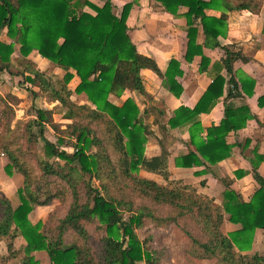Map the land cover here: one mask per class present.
I'll use <instances>...</instances> for the list:
<instances>
[{
  "label": "trees",
  "instance_id": "16d2710c",
  "mask_svg": "<svg viewBox=\"0 0 264 264\" xmlns=\"http://www.w3.org/2000/svg\"><path fill=\"white\" fill-rule=\"evenodd\" d=\"M159 1L173 14H178L181 5L188 6L186 59L201 56L200 70L214 76L194 108L181 106L169 119L172 128L191 123L194 149L177 157L176 163L186 168L216 165L233 154L228 135L254 118L248 104L227 101L253 96L256 80L246 73L237 79L234 64L245 58L242 49L219 40L227 34L228 14L213 17L206 9L218 1L228 11L253 10L256 0ZM131 8V3L126 4L119 16L112 0H105L103 6L90 0H0V33L6 30L12 40L0 39V81L6 72L11 77L25 75L38 87V91L32 90L35 95L57 102V107L65 109L64 117L71 120L62 128L54 119V109L39 107L35 108V118L22 123V137L28 146L37 144L40 136L46 155L53 159H38L41 175L37 176L31 165L9 148L7 133L21 124L17 121L14 127L15 104L21 99L12 92L0 95V143L8 157L5 172L24 177L18 189L19 206L0 193V241L6 242L9 251L0 256V264H9L11 255L15 257L19 236L24 237L26 246L19 250V262L13 264H42L34 255L42 250L48 253L49 264H157L154 240L161 243L160 234L149 232L150 237L143 240L136 231L147 225L146 220L159 230L191 220L199 231L196 235L186 230L191 241L189 253L195 259L215 264H264V252L250 251L257 231L264 236V176L258 171L264 152L254 149L255 160L251 162L259 186L251 199L246 200L228 184L222 204H217L193 185L170 179V153L163 142L160 155L146 156V145L154 135L149 121L153 110L147 107L142 111L131 97L123 104L111 100L112 95L122 96L126 90L152 100L144 83V69L160 75L176 96L184 90L177 79L184 73L179 60L172 59L163 72L154 58L137 50L127 24ZM198 22L205 33L204 46L225 50V57L211 69L210 58L197 43ZM16 44H20L23 64L19 73L13 68ZM34 50L64 68V76L41 70L30 58ZM223 69L230 76L228 80L221 73ZM75 77L79 83L73 90L70 83ZM74 93H85L90 103H77ZM223 96L224 118L220 124L204 127L200 114L210 111ZM258 105L264 107V95L258 98ZM48 126L62 132L57 142L45 136ZM141 170L159 174L167 183L143 176ZM235 174L241 178L244 171ZM53 204L45 221H31L30 214L36 208ZM226 219L238 228L226 231Z\"/></svg>",
  "mask_w": 264,
  "mask_h": 264
},
{
  "label": "crops",
  "instance_id": "0c3cea01",
  "mask_svg": "<svg viewBox=\"0 0 264 264\" xmlns=\"http://www.w3.org/2000/svg\"><path fill=\"white\" fill-rule=\"evenodd\" d=\"M90 1L98 6L105 4V0ZM112 1L115 5L116 14L119 16L122 14L126 4H132L127 24L130 37L140 53L154 58L163 72L168 69L172 59L179 60L181 68L184 71L183 75L177 77L184 89L180 96H176L170 91L164 79L151 69L142 70V75L146 90L153 98L152 100H148L139 92L131 90H126L122 96H111V100L118 104H123L127 98L131 97L135 99L142 111L147 107L153 110L149 121L152 123L154 135L146 145V156L154 157L160 155L162 152L161 142H163V145L167 147L170 153L169 170L171 180H183L185 183L192 184L197 187L199 192L214 198L217 204H222L223 192L228 185H225L223 180L225 181L226 177H228L229 183H232L231 186H234L246 200H250L259 186L254 178L251 162L255 160L254 149L259 147V151L264 152V107L258 105V98L264 95V0H256L253 10L228 11L226 8L223 9L222 4L218 1L215 6L206 9L207 15L213 17H220L223 12L228 14L227 34L220 36L219 40L223 45L236 44L242 49L245 58L238 59L234 64L237 79L246 73L256 80L253 96H246L245 98L242 97L236 100L232 99L227 101V103L235 102L237 105L248 104L254 114V118L248 120L246 127L237 132H231L228 135L227 142L234 145L232 156L216 165L207 163L206 165L194 166L192 168L181 167L176 163L177 157L187 154L190 150L194 149V146L190 142L189 128L191 123L172 128L168 122L179 107L188 106L194 108L211 85L214 76L200 70L201 56L197 55L191 61L186 59L189 41L186 13L189 8L186 5H181L178 8V14H173L159 0ZM224 1L235 2L236 0ZM85 10L94 13L89 7H86ZM196 26L198 27L197 43L203 45L205 55L211 60L209 66V69H211L214 63L221 61L225 57V50L221 47H205L203 27L200 25V22ZM5 40L10 41L8 37ZM30 58L38 63L43 70L51 71L53 69L52 71L59 74L60 72L56 69H60L66 73L64 68L44 58L37 50L31 53ZM221 73L227 80L229 79L230 76L225 69ZM9 75L8 72L3 74L4 80L0 81L2 87L7 86L5 82L7 81L8 83L7 78L10 77ZM73 81L79 83V78L75 77ZM227 93L228 83L225 85V95ZM73 99H79L80 102L77 103L80 104L90 103L85 93H74ZM225 107V96H223L210 111L200 114L202 125L209 127L214 124H220L225 116ZM7 163V158L0 154V187H2L3 193L11 199L13 205L17 207L21 203L20 197L19 201L15 202L9 195L14 189L18 192V189L24 183V177L22 174L16 172L13 175H8L5 172ZM237 170L244 171L243 177L239 178L235 174ZM258 171L264 176V162L260 164ZM141 175L153 178L161 183L162 180L167 183L165 179L156 177L158 175L156 173L141 170ZM229 224L235 230L238 228L236 224ZM19 239L22 240V248H24L26 246L24 237L19 236L16 242ZM7 250L6 242L0 241V254L7 255ZM34 255L42 264H49L51 262L46 251H35Z\"/></svg>",
  "mask_w": 264,
  "mask_h": 264
},
{
  "label": "rangeland",
  "instance_id": "374dc122",
  "mask_svg": "<svg viewBox=\"0 0 264 264\" xmlns=\"http://www.w3.org/2000/svg\"><path fill=\"white\" fill-rule=\"evenodd\" d=\"M7 37L10 39V37L7 35L6 30L2 31L0 33V39L3 41H6ZM6 42H12L6 41ZM35 51V50H34ZM38 67L40 68V65L37 63ZM44 67V66H42ZM13 68L14 71L19 73V71L23 70V64H22V55L20 53V44L15 45V52L13 54ZM41 69V68H40ZM56 69V68H55ZM43 70V69H41ZM53 70V69H52ZM51 70V71H52ZM58 72H60V75H64L65 71H61L60 69H56ZM50 71V70H49ZM54 72V71H52ZM7 78V81L5 84L7 86L2 87L0 85V95H6L8 92H12L15 95L20 97V103L15 104V122L14 127H16V122L20 121L21 124L19 125L18 129L14 132H8L7 138L8 141H11V145H9V148L15 153L16 155H19L20 158L23 160H26L34 170L37 176L41 175V171L39 169L38 159H47V160H53L52 158H48L45 152V146L44 141L39 136L40 140L37 142V144H32L31 146H28V142L25 138L22 137V131L25 127H23L22 123L32 120L36 117V111L35 108L43 107L47 109H54V119L57 123L61 125L62 128H66L68 123H71V120H68L64 117L65 109L61 108L58 105L57 102L50 103L46 100L44 96L41 95H35L32 90H39L38 87L31 84V82L26 80V76L21 74L18 76H12ZM77 81H72L70 83V87L74 89L77 86ZM10 89V90H9ZM76 102H80L79 99L75 100ZM0 109H1V103H0ZM36 128V133H38V128ZM62 135V132L57 129H53L52 127L48 126L45 131V136L50 139L51 141L57 142L59 137ZM68 144H71L72 141L68 140ZM66 149H69L71 151L74 150L72 146H63ZM95 151V148L94 150ZM0 154L4 155L7 160L8 157L5 154V150L2 147L0 143ZM159 179H164L161 175H156ZM165 183V181L162 180V183ZM224 184H232L229 183L230 180L228 177H226L225 181L223 180ZM96 185H98V182L95 181ZM185 183V182H184ZM188 184V183H186ZM192 185V184H191ZM195 187V186H194ZM234 187V186H233ZM197 188V187H196ZM235 188V187H234ZM236 189V188H235ZM0 193H3L2 187H0ZM10 197L14 199L15 202L19 201V193L17 190H12L10 192ZM55 207V204L49 206V207H39L37 210H35L31 214V221L33 223H37L38 221H45L47 218V215L49 211H51ZM125 216L128 217V212H125ZM147 225L137 228L136 231L141 239H145L147 237H150L149 232H154V235L160 234L161 243L154 240V246L157 248V254L155 256V259L159 262L157 264H215L213 260H205L201 261L198 259L193 258L190 253L189 249L191 247V241L187 236V229L192 230L196 235L199 234V231L195 224L191 221H185L182 223H179L177 226L174 227H168L167 229H156L154 226L150 225V221L146 220ZM230 222L227 219V222L224 225V229L226 231H233L235 228H232V226L229 224ZM73 232H70L67 235V240L70 241L72 238ZM156 239V236L155 238ZM22 240L19 239L16 242V254L15 257L11 255L10 264L19 262V249L22 248ZM4 250V248H3ZM2 251V250H1ZM8 251V250H7ZM252 254L254 253H263L264 252V236L261 230H258L254 241L252 249ZM9 254V251H8ZM4 255V254H3ZM0 256H2L0 254ZM41 257V255H39Z\"/></svg>",
  "mask_w": 264,
  "mask_h": 264
}]
</instances>
